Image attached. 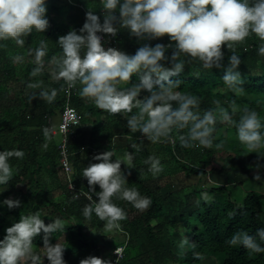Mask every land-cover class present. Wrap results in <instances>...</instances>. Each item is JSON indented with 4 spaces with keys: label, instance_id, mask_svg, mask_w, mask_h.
Segmentation results:
<instances>
[{
    "label": "trees",
    "instance_id": "trees-1",
    "mask_svg": "<svg viewBox=\"0 0 264 264\" xmlns=\"http://www.w3.org/2000/svg\"><path fill=\"white\" fill-rule=\"evenodd\" d=\"M45 2L46 19L49 21L46 31L40 33L33 30L25 38L23 47L13 41H0V45H7L0 46V151L18 149L25 153L23 159L10 160L14 168L13 178L7 185H0V188L4 187V191L0 192V240L6 235L8 227L19 221L20 216L39 211L46 225L57 217L65 222V231L53 233L50 242L55 244L62 238L60 243L65 247L63 259L66 264H79L81 259L88 256L104 259L102 247L108 248L107 255H113L117 246L123 247L118 264H198L207 258L215 259V264H264V253H250L241 245L225 243L238 230L255 236L258 228H264L261 218L264 192L252 186L243 190L242 196L238 195L241 186L246 181H252L257 173L264 177V157H258L254 152L248 153L237 142L236 127L222 121L218 113L213 147L184 148L177 136L186 133L187 129L182 132L174 130L167 141L153 144L140 132L132 133L127 127V116L135 114L136 109L127 116L123 113L109 115L79 96V84L70 89V96L67 97L64 81H55L51 76V57L61 53L58 38L72 30L80 34L89 9L100 16L103 23L102 5L100 0ZM40 40L48 42L49 51L44 57L42 74L32 77L30 73L36 65L32 62L34 56H29L27 52L29 48L38 47ZM145 43L155 46L157 43L168 45L171 41L167 36L139 41L130 36L128 30L120 29L116 41L110 46L104 44V47H114L134 55ZM259 43L253 36L237 46V54L242 61L237 70L244 80L243 93L237 95L222 80L232 54L226 45L222 49L224 59L221 68L203 69L201 62L192 61L186 65L184 72L174 78L181 81L176 90L197 96L201 114L205 110L216 109L214 101L217 100L220 107L231 114V101L235 100L238 108L247 107L257 111L264 123V56L258 55ZM17 54L24 56L22 63L13 62L12 57ZM171 54L172 49L165 53L168 57ZM162 64L171 67L170 59L162 61ZM36 81H43L44 87L49 89L59 90L63 86L64 90L58 92L53 103L39 98L30 100L31 93L39 90L28 89L27 85ZM138 82V75H133L124 88ZM145 95L148 93L142 91L140 98ZM67 98L81 116L74 134L66 136V150L75 186L89 193L93 200L98 199L95 192L89 189L82 173L90 163L98 162L93 160L95 155L110 150L113 152V162L126 153L132 155L130 164L121 165L127 186L135 187L142 196L151 199L150 206L140 211L131 203L114 197L113 202L126 212L127 218L119 222V229H114L116 234H121L118 239L114 237L116 234L110 239L105 236L100 238L105 239L102 247L87 232L93 229L100 231L105 222L94 213L91 219H86L82 211L90 201L84 196L74 199L67 191L65 176L60 170V138L48 130L50 119L61 112ZM240 115L241 112L237 111L232 119L238 121ZM218 143L223 145L219 149L215 147ZM133 144L137 145L139 151L132 147ZM260 152L264 154V149ZM150 155L159 157L164 166V171L155 177L148 172L149 166L143 163ZM172 162L177 167L168 171ZM257 165L261 170L256 173L252 168ZM175 170L182 171L183 175L175 173ZM208 172L226 175L228 183L210 184L205 189L182 185L174 190L173 182L181 183L184 177ZM95 191H100L98 185ZM234 191L237 193L234 194ZM204 193L211 199L206 201ZM6 194H13V199H19L20 207L10 210L4 206L1 201ZM230 212H235V216H229ZM185 236L196 243L195 249L179 248ZM42 237L43 233L35 238L34 247L43 246ZM261 246L264 247V244ZM194 252L202 254L204 259H195ZM44 264H49L46 257Z\"/></svg>",
    "mask_w": 264,
    "mask_h": 264
},
{
    "label": "clouds",
    "instance_id": "clouds-1",
    "mask_svg": "<svg viewBox=\"0 0 264 264\" xmlns=\"http://www.w3.org/2000/svg\"><path fill=\"white\" fill-rule=\"evenodd\" d=\"M100 4L103 23L100 16L89 9L80 34L72 30L58 38L61 53L53 55L50 61L53 80H63L69 89L79 84V96L109 115L123 113L127 116L136 109L135 114L127 116V127L132 133L140 132L153 144L167 141L174 130L182 132L187 129L186 133L177 136L182 147L211 149L218 113L222 121L236 127L238 140L248 153L264 157L260 152L264 149V123L257 111L247 107L240 109L233 100L230 114L217 100L214 101L216 109L201 114L200 99L176 90L181 81L174 79L192 61L201 62L203 69L221 68L222 49L226 45L232 54L222 80L237 95L243 93L244 80L237 70L242 61L237 46L254 36L260 42L258 55L264 56V0H123L122 3L121 0H100ZM46 12L45 0H0V41H13L23 47L25 38L33 30L43 33L49 27ZM120 29L128 30L130 36L139 41L167 36L171 43H157L155 46L145 43L134 55L114 47L105 48L103 37L98 33L115 37ZM0 46L7 47L6 44ZM168 49H172L171 57L165 55ZM48 51L46 40H40L35 49H28L27 54L34 56L32 62L36 65L30 73L32 77L42 74ZM169 59L171 67H165L162 61ZM12 60L22 63L24 56L17 54ZM133 75H138L139 82L131 87H121L131 82ZM27 87L39 90L31 93L30 100L39 98L47 103H53L58 92L64 90L63 86L59 90L44 87L43 81L29 83ZM142 91L148 95L140 98ZM237 111L241 112L238 121L232 119ZM222 146V143L215 145L217 149ZM132 147L137 148V145ZM24 155V151L18 149L0 151V185H7L13 178L14 168L10 160L23 159ZM112 157L110 150L95 155L93 160L98 162L90 163L82 173L89 189L98 197L94 200L88 197L90 203L84 206L82 214L91 219L94 213L105 222L106 231L119 229V222L127 218L126 212L113 202L114 197L131 203L140 211L151 204L149 197L142 196L135 187L127 186V178L121 171V164L126 161L130 164L132 155L126 153L123 160L114 162ZM143 163L149 166L148 172L153 177L164 171L157 156L150 155ZM140 176L143 178L142 173ZM255 179L261 177L256 175ZM97 185L99 192L95 191ZM204 199L211 198L205 194ZM3 204L11 210L19 208L21 202L7 198ZM229 216H235V212H230ZM58 230L65 231V222L59 217L46 225L39 211L20 216L0 240V264H44L45 257L49 264H66L63 259L65 247L59 241L50 242V236ZM41 233L43 247L37 252L34 240ZM225 243L241 245L250 253H264L261 246L264 244V228H258L255 236L238 230ZM185 247L195 249L197 245L185 236L179 248ZM116 253L119 255V251ZM193 255L195 259H204L200 253L194 252ZM79 264L112 262L88 256Z\"/></svg>",
    "mask_w": 264,
    "mask_h": 264
},
{
    "label": "rangeland",
    "instance_id": "rangeland-1",
    "mask_svg": "<svg viewBox=\"0 0 264 264\" xmlns=\"http://www.w3.org/2000/svg\"><path fill=\"white\" fill-rule=\"evenodd\" d=\"M126 84H124V85H122L123 87L125 86ZM58 118H59V116L58 115H56ZM57 117L54 119V124L56 125L57 124V122H58V119H57ZM223 133H224V131H223ZM56 136H58V135H56ZM235 136H236V138H237V142L240 144V142H239V140H238V137H237V134H235ZM59 137V136H58ZM60 138V137H59ZM56 139H57V137H56ZM125 158V156H120V157H117L116 159H124ZM126 164H128V162L126 161L125 162ZM126 164H124V163H122L121 165H126ZM170 166L171 167H169L167 170L169 171V170H173V169H175L176 167H177V165L175 164V163H171L170 164ZM259 170H261V169H259L258 168V165L257 166H254L253 168H252V171L253 172H258ZM175 173H178V174H181V175H183V172L182 171H176L175 170ZM178 174H177V177H178ZM256 175H259L258 173L256 174ZM260 177H261V179L260 180H256L255 178L252 180V181H250V182H247L246 181V183H244L242 186H241V188H240V190H238V195H240V196H242V194H243V190H247V189H250L252 186H253V188H255V189H257L258 191H260V192H264V191H262L261 189L262 188H264V177H262L261 176V174L259 175ZM259 182V183H258ZM226 183H228V179H227V177H226V175H224V174H221V173H216V172H208V173H206L205 175H199V176H196V175H194V174H192V175H190V176H188V177H184V179H182L181 180V183L180 182H173V187H174V190H177V189H179L180 188V186H182V185H195V186H197V188H203V189H205V188H207V187H209L210 186V184H226ZM4 191V187L2 188H0V192H3ZM237 192H235L234 191V194H236ZM204 196H205V193H204ZM13 194H6V195H4V197H3V199H2V201H1V203L3 204V201L5 200V199H7V198H12L13 199ZM239 197V196H238ZM4 205V204H3ZM4 206H6V205H4ZM261 215H262V220H264V209H262V211H261ZM117 232L115 231V230H112V231H106L105 230V226H103L102 227V229L100 230V231H98V230H96V229H93V230H91V231H89V232H87V234H89L90 236H92V237H94V238H96L97 239V241H98V244H99V246L100 247H102L103 246V242H104V240L105 239H100L101 237H106V238H108V239H110L111 238V236L114 234H116ZM121 236V234L119 233V235L118 234H116V236H114V237H116L117 239H118V237H120ZM60 241L59 242H61V240H62V238L61 239H59ZM43 246H38V247H34V249H35V251H37V252H40L41 251V249L40 248H42ZM183 251V250H182ZM102 253H103V255H104V259H106V260H110L111 262H112V264H118V261L121 259H118L117 260V262L115 263L114 262V255H107V253H108V248H106V247H102ZM198 264H215V259H213V258H207V259H205V260H203V261H201L200 263H198Z\"/></svg>",
    "mask_w": 264,
    "mask_h": 264
},
{
    "label": "built area",
    "instance_id": "built-area-1",
    "mask_svg": "<svg viewBox=\"0 0 264 264\" xmlns=\"http://www.w3.org/2000/svg\"><path fill=\"white\" fill-rule=\"evenodd\" d=\"M98 35H101L103 37L102 42L106 46H110V44H113L116 41V36L112 37L110 35H104L102 33H98ZM64 92L67 97L70 96V89L68 87L65 88ZM80 121H81V116L76 111V109H74L70 105L69 100L67 98V102L64 104V107L59 114V121L57 125L55 126L52 123V120L50 119L48 130L52 134L58 135L60 137L59 145H58L60 151V170L65 176L67 191L74 199H78L83 196L86 199H88V197L90 196L89 193L83 190H79L72 181V172L69 162V155L66 150V136H68L69 134L71 135L74 134V130L80 124ZM116 250L119 251V255L116 253ZM113 255H114V262L116 263L118 259L122 258L123 247L117 246L116 248H114Z\"/></svg>",
    "mask_w": 264,
    "mask_h": 264
},
{
    "label": "crops",
    "instance_id": "crops-1",
    "mask_svg": "<svg viewBox=\"0 0 264 264\" xmlns=\"http://www.w3.org/2000/svg\"><path fill=\"white\" fill-rule=\"evenodd\" d=\"M57 116L54 117V119L56 118ZM54 119H53V122H54ZM58 121H59V118L57 117ZM58 123V122H57ZM262 191H264V188L261 189ZM262 217V215H261Z\"/></svg>",
    "mask_w": 264,
    "mask_h": 264
}]
</instances>
